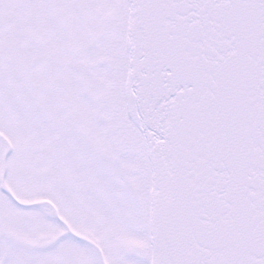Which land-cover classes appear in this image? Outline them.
Returning a JSON list of instances; mask_svg holds the SVG:
<instances>
[{
	"label": "snow or ice",
	"instance_id": "obj_1",
	"mask_svg": "<svg viewBox=\"0 0 264 264\" xmlns=\"http://www.w3.org/2000/svg\"><path fill=\"white\" fill-rule=\"evenodd\" d=\"M0 264H264V0H0Z\"/></svg>",
	"mask_w": 264,
	"mask_h": 264
}]
</instances>
